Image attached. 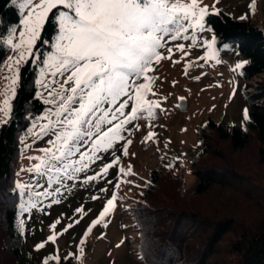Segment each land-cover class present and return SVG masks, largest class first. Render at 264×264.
I'll list each match as a JSON object with an SVG mask.
<instances>
[{
  "label": "snow or ice",
  "instance_id": "1",
  "mask_svg": "<svg viewBox=\"0 0 264 264\" xmlns=\"http://www.w3.org/2000/svg\"><path fill=\"white\" fill-rule=\"evenodd\" d=\"M11 2L26 6L23 30L10 26L7 36L0 37L12 49L27 48L28 59L25 52L20 51L19 59L13 61L17 77L21 63L35 60L46 70L42 71L41 76L50 78L38 81L45 90L41 95L47 96L44 101L49 105L47 114L33 117L44 123L33 124L29 129L33 143L44 141L47 146L38 149L42 155L29 157L37 163L21 170L30 174L29 181L14 180L9 192L18 198L28 196L30 192L46 198L63 196L75 184L90 187L99 181L111 186V190L98 187L99 192L110 194L85 228L75 245L76 250L62 252L56 245L58 238L74 229L91 213L92 210L84 206L74 210L75 218L69 217V222L63 223L57 219L50 224L51 234L46 241L34 246L39 251L46 244L53 245L41 264H72L73 260L83 258V245L93 229L109 226L107 222L102 224V221H106L120 203L117 190L121 184L132 183L131 180L122 179L132 175L131 165L121 167L122 158L133 155L129 152V146L133 144L132 133L140 132L142 127H153L148 120L168 99L167 95L163 100L155 99L158 96L156 83L160 78L150 74L156 72L153 65H159L164 59L172 61L174 49L187 57L189 53L185 51V44L179 41L188 39L187 34L194 28L212 31L205 22L210 14L209 6H201L203 0L183 3L179 0ZM255 4L256 0H250L249 14ZM49 19L55 23L56 35L54 43L50 44L52 50L45 57L36 49L37 41L50 43L41 37L45 22ZM216 43L215 35L209 40L201 38V46L209 50V55L197 57V60L211 59L215 55ZM174 62L181 63L179 59ZM247 63L238 62L235 69H242ZM188 70L185 67V74H188ZM16 83L17 79L14 78L12 84ZM12 93L15 97V88ZM184 99L178 98L181 102ZM3 105L4 108L0 110L3 112L2 123L7 124L12 107L8 99L3 101ZM243 117L244 120L249 119L247 109ZM155 136V132L149 131L144 140L151 141ZM25 147L29 146L26 144ZM165 167L171 168L172 165ZM101 198L97 195L91 197L92 200ZM28 207L35 208L36 205L31 202L27 207L20 205L22 212L27 211ZM98 238L104 239L105 234L101 232ZM116 246L120 247V244Z\"/></svg>",
  "mask_w": 264,
  "mask_h": 264
},
{
  "label": "trees",
  "instance_id": "2",
  "mask_svg": "<svg viewBox=\"0 0 264 264\" xmlns=\"http://www.w3.org/2000/svg\"><path fill=\"white\" fill-rule=\"evenodd\" d=\"M205 22L216 36L218 47L235 44L248 61L241 77L249 119L244 127L208 119L196 128L198 146L190 161L195 176L192 193L204 196L216 190L221 195L231 192L254 207L244 219L198 209L190 200L181 199L188 195L182 192V174L175 172L180 160L161 161L148 172L143 190L131 206L143 264H264V83L257 82L253 88L247 83L264 74V27L248 19H234L223 11L208 14ZM19 23L17 7L11 0H0V37H6L7 29ZM55 34V23L49 19L41 37L51 43ZM50 43L37 41L36 50L46 54L51 50ZM7 52L8 47L0 40V68ZM37 72L38 66L32 61L21 65L11 117L0 126V253H5L0 264H39L21 248L6 249L3 244L18 237L19 198L9 189L15 179L21 138L35 120L33 117L47 108L37 97ZM251 142L256 146L259 175L231 157ZM167 164L172 167H165Z\"/></svg>",
  "mask_w": 264,
  "mask_h": 264
},
{
  "label": "rangeland",
  "instance_id": "3",
  "mask_svg": "<svg viewBox=\"0 0 264 264\" xmlns=\"http://www.w3.org/2000/svg\"><path fill=\"white\" fill-rule=\"evenodd\" d=\"M179 2H188V0H179ZM203 5L209 6L210 14L223 11L234 19L247 16L246 19L260 27H264V0H256L251 14H249L250 0H218V2L203 0L201 6ZM15 6L20 13V23L16 28L23 30L22 22L26 17V6L23 4H15ZM206 27L209 28L207 24ZM187 35L188 39L179 41V43L185 44V51L189 53L187 57L182 52L174 49L172 61L164 59L159 65H153L156 72L150 74L160 78L156 83L158 96L155 99L163 100L165 95L168 99L162 103L160 110H156L155 116L148 120L149 124L154 125L153 127H142L140 132L132 133L133 144L129 146V152L133 155L125 156L121 161V167L131 165L132 175L124 176L122 179L131 180L132 183L121 184L120 189L117 190L120 203L116 206L115 211L108 216L107 220L102 221V224L107 222L109 226L107 228L97 226L93 229L83 245V258L79 261L73 260L75 264H143L138 253L137 233L130 217L131 206L141 194L148 172L156 168L161 161L180 160L179 167L175 168V172L182 174L184 180L182 192L188 195L187 197H181V199L184 201L186 199L190 200L198 209L215 210V214L218 216L233 215L244 219L248 217L251 207H254L253 203H247L244 197L231 192L221 195L220 190H216L210 191L204 196H196L192 193L195 176L191 172L190 161L198 146L195 134L196 128L205 124L208 119L229 126L244 127L245 125L243 112L247 109V104L242 95L244 81L241 77V69H235V65L246 60L238 52L235 44H225L228 47L215 45V55L211 59L197 60V57L209 55V50L201 46V38L202 40H209L213 34L194 28ZM54 41L55 36L51 43H54ZM6 46L8 52L4 56L0 68V110L4 108L3 101L5 99L9 100L12 107L14 98L12 89L15 88L16 90L17 85V83L13 85L12 80L16 78L18 82L19 79L13 61L19 59L20 51H24L25 58L28 59L26 46L19 50ZM48 52L44 54L45 57ZM165 56H167L166 52ZM177 59L181 63H175L174 61ZM217 60L220 62L217 63ZM32 62L38 66L35 80L37 97L44 102L47 96L41 95L45 90L38 81L50 77H42V71L46 72V70L42 68L38 61L32 60ZM23 64L19 65V70ZM10 66H12V70H10ZM185 67L189 68L188 74L184 72ZM257 82L264 83V74L247 81L251 88ZM179 97L185 98L183 108L177 107L181 102L178 100ZM48 107L49 105L40 116L47 114ZM2 118L3 112L0 111V126L3 124ZM36 123L42 124L44 121L36 119L32 121L27 132L21 138V152L17 158L15 181H29L30 174L21 170L30 168L37 163V161L30 160L29 157L42 155L38 149L47 146L44 141L33 143V137L30 135L29 129ZM149 131L155 132L156 136L153 140L145 142L144 137ZM26 144L29 146L28 148L25 147ZM255 151L256 146L254 142H251L247 148L231 157L235 158L240 164H244L243 166H246L251 173L259 175L261 172L255 165ZM42 183L44 182L42 181ZM98 187H108L111 190L110 185H104L98 181L90 187L75 184L63 196L56 195L45 198L30 192L28 196L19 198L18 237L15 240H5L3 242L4 246L6 249L19 247L30 259L41 264L42 258L52 251L53 245L46 244V247L39 251L34 246L46 241V238L51 234L49 225L57 219H60L63 223L69 222V217L75 218L74 210L84 206L91 209V213L74 229L58 238V245H56L62 252L76 250L75 245L79 242L85 228L96 217L103 207L105 199L110 194L99 192ZM48 190L50 191V189ZM93 195L102 198L92 200ZM57 200L60 202L56 203ZM28 202L34 203L36 207H28L27 211L22 212L20 205L27 207ZM57 227L59 228V225ZM101 232L105 234L104 239L98 238ZM117 244H120V247H117ZM3 256H5V253H0V259Z\"/></svg>",
  "mask_w": 264,
  "mask_h": 264
},
{
  "label": "water",
  "instance_id": "4",
  "mask_svg": "<svg viewBox=\"0 0 264 264\" xmlns=\"http://www.w3.org/2000/svg\"><path fill=\"white\" fill-rule=\"evenodd\" d=\"M183 106H184V102L182 101L180 102V108H183Z\"/></svg>",
  "mask_w": 264,
  "mask_h": 264
}]
</instances>
